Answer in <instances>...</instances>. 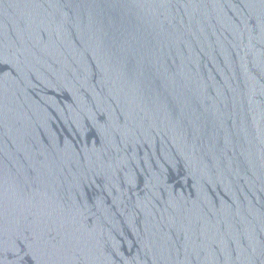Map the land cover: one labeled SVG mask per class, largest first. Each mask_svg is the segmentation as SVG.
<instances>
[{"label":"water","instance_id":"water-1","mask_svg":"<svg viewBox=\"0 0 264 264\" xmlns=\"http://www.w3.org/2000/svg\"><path fill=\"white\" fill-rule=\"evenodd\" d=\"M0 264H264V0H0Z\"/></svg>","mask_w":264,"mask_h":264}]
</instances>
